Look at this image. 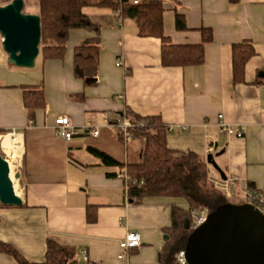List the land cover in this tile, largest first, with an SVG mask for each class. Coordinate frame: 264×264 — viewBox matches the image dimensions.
<instances>
[{
	"label": "crops",
	"instance_id": "obj_1",
	"mask_svg": "<svg viewBox=\"0 0 264 264\" xmlns=\"http://www.w3.org/2000/svg\"><path fill=\"white\" fill-rule=\"evenodd\" d=\"M31 1L37 15L36 0ZM162 2L164 34L172 44H199L201 29L213 32L203 65L163 66L159 38L138 36L134 19H120L118 11L101 7L84 9L101 29L93 87L75 77L73 62L75 48L94 33L73 30L64 60L43 64L39 56L32 69L9 64L0 36V135H18L22 151L14 178L20 177L14 186L23 201L19 207L0 204V242L28 262H45L50 239L75 249L80 264H159L172 207H186L185 201L147 197L135 203L128 194L125 167L106 166L90 151L123 165L140 160L142 141L125 147L118 130L107 126L126 107L141 116L159 115L172 129L170 148L193 151L205 162L212 155L227 178L238 181L239 193L253 185L264 194V78L257 82L258 72H264V0ZM177 14L184 17L186 30L176 28ZM244 41L252 42L255 55L243 80L235 82L232 47ZM25 86H43L46 93V107L36 112L34 121L23 104ZM62 115L79 131L70 141L56 135L55 119ZM222 121L229 127L244 125L247 132L229 136L221 130ZM86 126L101 127L100 135L92 136ZM208 173L220 176L209 164ZM88 207L97 209L95 223L87 221ZM131 231L141 234L142 245L125 252L120 242ZM0 264L18 262L0 252Z\"/></svg>",
	"mask_w": 264,
	"mask_h": 264
},
{
	"label": "trees",
	"instance_id": "obj_2",
	"mask_svg": "<svg viewBox=\"0 0 264 264\" xmlns=\"http://www.w3.org/2000/svg\"><path fill=\"white\" fill-rule=\"evenodd\" d=\"M13 0H0V7ZM37 15L41 19L42 37L40 57L42 63L62 61L67 53V43L73 30H85L96 36L87 39L74 50L73 72L86 87L97 84L100 57V27L84 12L88 7L107 8L119 11L121 19L132 18L136 21L138 36L154 37L162 41V64L165 67H189L203 65L205 46L212 43L213 32L201 29L202 42L193 45L172 44L164 34L162 0H138L131 4L127 0H36ZM176 28L186 30L182 15H176ZM255 55L252 42L244 41L232 47L233 78L243 80L246 65ZM264 78L258 72L257 82ZM23 104L30 121L36 112L47 104L43 86L23 87ZM125 116L133 122L143 121L144 127L134 130L136 139L142 141L141 157L138 162L123 165L105 153L90 149L106 166L125 167L128 178V194L135 203L147 197L176 198L185 201L186 207L173 206L172 225L164 230L166 242L159 253V264H176L180 251H185L194 233L192 213L206 210L208 215L231 204V200L220 192L209 180L208 164L193 151H180L168 145V127L159 115L141 116L126 107ZM108 176H116L108 174ZM250 188L254 189L253 185ZM255 190V189H254ZM97 209L88 207L87 221H97ZM0 252L12 256L18 264H36L25 260L14 248L0 242ZM72 247L60 245L52 240L47 242L45 262L41 264H80ZM86 264H98L87 262Z\"/></svg>",
	"mask_w": 264,
	"mask_h": 264
},
{
	"label": "water",
	"instance_id": "obj_3",
	"mask_svg": "<svg viewBox=\"0 0 264 264\" xmlns=\"http://www.w3.org/2000/svg\"><path fill=\"white\" fill-rule=\"evenodd\" d=\"M25 1L13 0L0 7V36L9 64L32 69L40 56L41 19L24 13ZM207 163L223 180L226 174L210 155ZM16 175L15 179H19ZM0 204L19 207L9 162L0 154ZM186 252L188 264H264V214L253 205L229 204L209 214L194 229Z\"/></svg>",
	"mask_w": 264,
	"mask_h": 264
},
{
	"label": "built area",
	"instance_id": "obj_4",
	"mask_svg": "<svg viewBox=\"0 0 264 264\" xmlns=\"http://www.w3.org/2000/svg\"><path fill=\"white\" fill-rule=\"evenodd\" d=\"M117 2H121L123 0H116ZM138 1H134L133 4H137ZM118 17H120V13L118 11ZM219 119L222 120V116H219ZM107 126L109 128H115L118 130V137L122 144L125 147H128L132 142L137 140L134 136V130L137 127H144L145 123L143 121L139 123L133 122L129 117L124 115L118 116L116 120L113 123H108ZM220 127L223 133L232 136V137H243L246 132L247 128L244 125H237L235 127H229L226 123L223 121L220 122ZM85 129L90 132V134L94 137H97L100 135L101 127H91L86 126ZM172 129L168 127V132H170ZM55 131L56 135L58 137H61L65 139L66 141H70L74 136L79 135V131L76 127L73 126L70 118L68 116L62 115L58 116L55 119ZM16 141L18 140V135L14 131L13 133L6 134V135H0V151L4 155L3 157L10 162L11 155H10V149L9 147L5 146V141ZM212 149L208 148V152H211ZM10 164V163H9ZM124 177L126 178V181L128 182V178L126 173L124 174ZM209 180L211 183H213L214 187L216 188V185L221 182L225 183L224 191L223 192L226 197L231 198L230 193V187H235L237 189V180L236 179H226L223 180L220 176L217 177H211L209 175ZM127 189H128V183ZM217 189V188H216ZM219 190V189H217ZM229 190V192H228ZM220 191V190H219ZM240 193L245 197L246 203L253 205L255 208H257L262 214H264V194L260 193L252 188H246V189H240ZM208 213L206 210H199L194 211L192 213V219H193V228H197L201 224H203L207 219ZM142 245V236L137 231H131L128 232L125 236L124 240L120 242V248L124 250L125 252L136 250L140 248ZM123 255L119 256V259H122ZM84 260L87 261V257L85 255ZM176 264H188L186 260V252L180 251L177 254L176 257Z\"/></svg>",
	"mask_w": 264,
	"mask_h": 264
},
{
	"label": "rangeland",
	"instance_id": "obj_5",
	"mask_svg": "<svg viewBox=\"0 0 264 264\" xmlns=\"http://www.w3.org/2000/svg\"><path fill=\"white\" fill-rule=\"evenodd\" d=\"M34 2L35 1H31V0H27L26 2H25V8H24V13H26V14H33V13H36V8H33V10H31V5L33 4L34 5ZM90 11V10H89ZM14 171H15V168L14 167H12V169H11V177H12V179H15L14 178ZM212 185H213V183H212ZM224 186H225V183L223 184V183H221V182H219L217 185H216V188L217 189H219L220 190V192H225L224 191ZM213 187H214V185H213ZM230 193H231V198H228V199H230L231 200V202H232V204H237V205H242V204H245L246 203V199H245V197L241 194V193H239L237 190H236V188L235 187H230ZM228 192H229V190H228Z\"/></svg>",
	"mask_w": 264,
	"mask_h": 264
},
{
	"label": "bare ground",
	"instance_id": "obj_6",
	"mask_svg": "<svg viewBox=\"0 0 264 264\" xmlns=\"http://www.w3.org/2000/svg\"><path fill=\"white\" fill-rule=\"evenodd\" d=\"M5 146L9 147L10 149V155H11V160H10V167L12 169V167H14V164H16L17 162H19L20 159V155H21V145L19 144V140L16 141H9L8 139L5 141ZM14 183H15V179ZM16 186V185H15ZM16 192L17 189L15 188Z\"/></svg>",
	"mask_w": 264,
	"mask_h": 264
}]
</instances>
